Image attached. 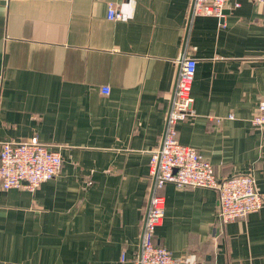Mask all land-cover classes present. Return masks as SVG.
<instances>
[{
    "label": "crops",
    "instance_id": "0c3cea01",
    "mask_svg": "<svg viewBox=\"0 0 264 264\" xmlns=\"http://www.w3.org/2000/svg\"><path fill=\"white\" fill-rule=\"evenodd\" d=\"M191 2L0 0V153L37 137L63 160L35 191L0 186V264H137L184 58L197 60L196 116L178 124L179 141L220 179L253 176L264 198V131L251 123L264 102V6L229 0L219 19L191 16ZM161 193L157 240L175 257L264 264V207L220 227L217 191Z\"/></svg>",
    "mask_w": 264,
    "mask_h": 264
},
{
    "label": "built area",
    "instance_id": "2783aa9c",
    "mask_svg": "<svg viewBox=\"0 0 264 264\" xmlns=\"http://www.w3.org/2000/svg\"><path fill=\"white\" fill-rule=\"evenodd\" d=\"M229 0H192L191 16L225 18ZM264 6V0H252ZM108 18H122L119 7L109 4ZM197 60L184 58L178 62V73L167 113L160 145L153 151L150 162V189L147 210L142 224L137 264H189L179 259L157 240V229L166 217V199L161 193L167 184L178 188L212 189L219 193L217 225L260 211L264 198L251 175L220 179L213 165L195 148L183 145L178 139L179 123L196 116L193 84ZM109 87L102 93L108 95ZM233 115L229 119H233ZM221 119L219 120V122ZM254 127L264 131V102L251 120ZM0 153V186L4 190L26 187L35 191L41 184L54 179L61 172L63 160L58 150L41 143L37 137L23 142H4ZM124 260V258H122Z\"/></svg>",
    "mask_w": 264,
    "mask_h": 264
},
{
    "label": "water",
    "instance_id": "95a60500",
    "mask_svg": "<svg viewBox=\"0 0 264 264\" xmlns=\"http://www.w3.org/2000/svg\"><path fill=\"white\" fill-rule=\"evenodd\" d=\"M227 14V12L225 11V15Z\"/></svg>",
    "mask_w": 264,
    "mask_h": 264
}]
</instances>
